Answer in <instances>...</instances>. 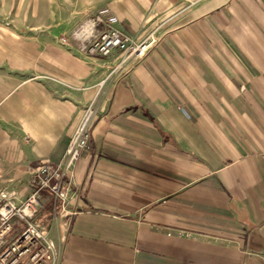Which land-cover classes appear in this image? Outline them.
I'll use <instances>...</instances> for the list:
<instances>
[{
    "label": "crops",
    "instance_id": "obj_1",
    "mask_svg": "<svg viewBox=\"0 0 264 264\" xmlns=\"http://www.w3.org/2000/svg\"><path fill=\"white\" fill-rule=\"evenodd\" d=\"M140 1L114 24L155 34L142 57L38 66L0 189L26 197L91 104L68 212L45 193L37 213L58 264H264V0Z\"/></svg>",
    "mask_w": 264,
    "mask_h": 264
},
{
    "label": "rangeland",
    "instance_id": "obj_2",
    "mask_svg": "<svg viewBox=\"0 0 264 264\" xmlns=\"http://www.w3.org/2000/svg\"><path fill=\"white\" fill-rule=\"evenodd\" d=\"M122 1L0 0V126H11L5 122L12 120L8 116L16 113L17 105L29 109L25 100L35 93L38 66L80 65L81 59L118 53L121 59L115 65L139 58L132 52L154 41L155 34L133 37L114 24L118 22L115 10L127 7ZM101 30L120 31L127 37L125 48H112L105 55L94 52L92 43L98 37L94 35ZM45 193L41 191L42 196ZM24 198L17 200L14 192L12 199L18 203Z\"/></svg>",
    "mask_w": 264,
    "mask_h": 264
},
{
    "label": "built area",
    "instance_id": "obj_3",
    "mask_svg": "<svg viewBox=\"0 0 264 264\" xmlns=\"http://www.w3.org/2000/svg\"><path fill=\"white\" fill-rule=\"evenodd\" d=\"M94 36L98 37L91 49L102 55L115 47L125 48L127 44V37L117 30H101ZM152 42L134 49L132 53L142 57ZM119 67L121 65L114 66V70ZM94 113L93 105H88L59 163L44 162L35 168L32 192L23 200L16 203L12 199L14 192L0 190V264H58V249L35 215L43 203V190L58 201L62 210L68 212L70 199L77 186L65 175L70 173L81 149L87 146Z\"/></svg>",
    "mask_w": 264,
    "mask_h": 264
}]
</instances>
